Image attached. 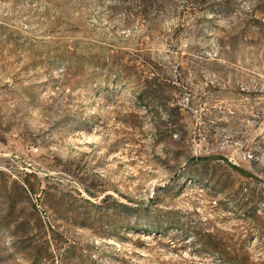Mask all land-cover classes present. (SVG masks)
Here are the masks:
<instances>
[{
  "label": "rangeland",
  "instance_id": "1",
  "mask_svg": "<svg viewBox=\"0 0 264 264\" xmlns=\"http://www.w3.org/2000/svg\"><path fill=\"white\" fill-rule=\"evenodd\" d=\"M0 264H264V0H0Z\"/></svg>",
  "mask_w": 264,
  "mask_h": 264
}]
</instances>
